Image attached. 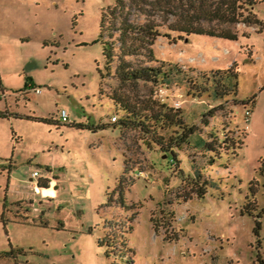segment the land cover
Here are the masks:
<instances>
[{
	"label": "rangeland",
	"instance_id": "obj_1",
	"mask_svg": "<svg viewBox=\"0 0 264 264\" xmlns=\"http://www.w3.org/2000/svg\"><path fill=\"white\" fill-rule=\"evenodd\" d=\"M114 1L0 0V110L9 112L0 116V264H261L264 0L253 7L261 29L230 24L235 38L170 29L169 22L184 19L190 0H153L150 7L168 32L155 38V56L184 68L234 64L235 97L254 96L247 104L231 95L192 96L176 83L119 82L113 65L104 68L98 39L101 11ZM136 6H129L131 17L143 20ZM114 92L134 98L153 92L174 107L178 101L204 138L243 143L235 154L183 143L172 158L147 132L111 124V115L125 112L110 97ZM220 102L203 123L201 114ZM98 121L105 127L75 124ZM193 166L211 181L203 197L185 178ZM34 168L51 170V196L32 192Z\"/></svg>",
	"mask_w": 264,
	"mask_h": 264
},
{
	"label": "trees",
	"instance_id": "obj_2",
	"mask_svg": "<svg viewBox=\"0 0 264 264\" xmlns=\"http://www.w3.org/2000/svg\"><path fill=\"white\" fill-rule=\"evenodd\" d=\"M258 1L260 0H190L192 6L186 11L184 19L179 22H169L167 26L185 34L206 33L235 38L237 30L232 29L230 24L236 22H242L245 25L258 24L261 29L263 22L253 10ZM131 5H138L137 13L144 15L143 20L131 17L133 13L129 8ZM151 5H155L153 0L151 3L148 2L147 12L144 0H115L112 5L106 6L101 11L98 39L102 43L104 68L109 70L113 65L114 75L119 82L136 83L142 80L151 83H176L184 85L187 94L192 96H201L206 93L221 100L231 95L234 103L242 104L254 100V96L245 99L235 97L238 72L234 64L225 68L196 69L194 66L184 68L174 60L157 58L152 44L158 35H168V32L162 33L159 29L160 23L153 19V14L150 12ZM202 20H206L207 24H202ZM223 24L228 25L223 26ZM179 37L182 35L179 34ZM100 74L103 75L102 72ZM152 95L153 92L148 97L134 98L128 94L111 93L110 97L115 104L125 111L116 120H111V124L139 128L147 132L151 140L159 144L164 151L169 150L172 158L175 157V159H177L175 148H179L183 143L191 142L207 150L219 151L220 148L225 150L231 148V153H237V148L243 143L242 138L235 145L231 138L228 142L227 137L221 140L215 138L214 142L208 140L199 134L196 124L186 122L180 107H174ZM218 107H221V102L202 113V122L207 123L205 116L212 115ZM0 116H9V112L0 110ZM26 117L32 116L26 115ZM75 124L93 130L106 125L101 121L95 124ZM166 133L168 134L165 135ZM212 159L213 156L210 157V160ZM185 178L198 197L205 195L211 182L196 166H193V171ZM119 180L121 183L122 176ZM108 200H111V197H108ZM117 200L122 202L121 193ZM253 206L254 202L250 200L245 209L251 213L250 208ZM258 257L261 264H264V259L259 255Z\"/></svg>",
	"mask_w": 264,
	"mask_h": 264
},
{
	"label": "built area",
	"instance_id": "obj_3",
	"mask_svg": "<svg viewBox=\"0 0 264 264\" xmlns=\"http://www.w3.org/2000/svg\"><path fill=\"white\" fill-rule=\"evenodd\" d=\"M35 90H40L39 87H35ZM2 95H5V92H2ZM175 107H178L179 102H175ZM250 110L246 108L244 110V116L247 120L249 116ZM61 119L66 121L68 120V115L65 109H62L60 112ZM111 120H116V115L113 114L110 117ZM54 176L51 175V170L48 168H45V171H41L39 168H34L30 172V176L28 178L29 180V187L31 188L32 192L38 193L43 191L44 194L51 196L56 188ZM31 203L34 202L32 198L29 199ZM33 209H36L35 206L32 207Z\"/></svg>",
	"mask_w": 264,
	"mask_h": 264
},
{
	"label": "crops",
	"instance_id": "obj_4",
	"mask_svg": "<svg viewBox=\"0 0 264 264\" xmlns=\"http://www.w3.org/2000/svg\"><path fill=\"white\" fill-rule=\"evenodd\" d=\"M10 161H11V160H10ZM10 163H11V164H10L11 167H10V168L8 167V171H9V173H10V171H11V168L14 166V162L11 161ZM7 165L9 166V162H7ZM21 198L24 199V198H26V197L24 196V197H21ZM28 198H29V197H28Z\"/></svg>",
	"mask_w": 264,
	"mask_h": 264
}]
</instances>
